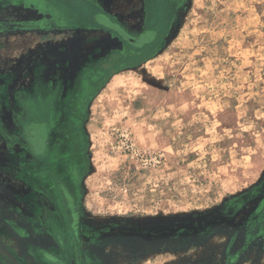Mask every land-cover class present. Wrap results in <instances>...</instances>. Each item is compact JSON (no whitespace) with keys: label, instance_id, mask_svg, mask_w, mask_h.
<instances>
[{"label":"rangeland","instance_id":"374dc122","mask_svg":"<svg viewBox=\"0 0 264 264\" xmlns=\"http://www.w3.org/2000/svg\"><path fill=\"white\" fill-rule=\"evenodd\" d=\"M146 3L0 0V239L20 264H264V0H162L148 23ZM103 13L160 36L138 49Z\"/></svg>","mask_w":264,"mask_h":264},{"label":"flooded vegetation","instance_id":"af4514ba","mask_svg":"<svg viewBox=\"0 0 264 264\" xmlns=\"http://www.w3.org/2000/svg\"><path fill=\"white\" fill-rule=\"evenodd\" d=\"M146 1H147V3L145 4L146 14L144 15V18L142 19V21L148 23L150 21V17H151L152 2L155 3V5H160L162 0H146ZM102 15L103 16L105 15L104 16L105 18L102 16V19L104 18L102 20V23H101L102 25L106 26V28L111 27L112 32L116 33L117 36H119L120 38H123V40L127 41L128 44L135 46L138 49H144V48L150 47V45L155 43L156 39H158L160 36V35L158 36L157 34H153L151 32V30L148 28V25H147V28H143L140 31H138L136 34H134V33L130 32L127 28H125L123 25H121L116 18H113L112 16H110V14L103 13ZM98 22H101V21H98ZM103 22H109V23H103ZM21 67H22V65H21ZM79 89H80V94L83 95L85 92L84 85L82 84V86H80ZM81 98H82V96H81ZM23 104H24V102L22 101V104H21L22 107H23ZM23 114H24V111H22V114L20 116H22ZM53 118H54L53 115L52 116L49 115L47 120L51 122ZM22 119H24V118H22ZM40 122H43V120ZM43 123L46 124L47 121L43 122ZM68 127L69 126H67V128ZM49 137H50L49 133L44 134L42 136H37V138H36L37 142L36 143L39 144L40 148L43 147L45 149L48 147ZM22 139H23V133H22Z\"/></svg>","mask_w":264,"mask_h":264},{"label":"water","instance_id":"95a60500","mask_svg":"<svg viewBox=\"0 0 264 264\" xmlns=\"http://www.w3.org/2000/svg\"><path fill=\"white\" fill-rule=\"evenodd\" d=\"M0 251L3 252L11 261L12 264H20L10 250L5 246L4 242L0 239Z\"/></svg>","mask_w":264,"mask_h":264}]
</instances>
